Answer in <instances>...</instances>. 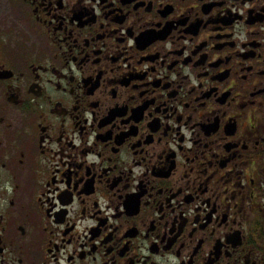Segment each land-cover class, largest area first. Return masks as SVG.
<instances>
[{"label": "flooded vegetation", "instance_id": "af4514ba", "mask_svg": "<svg viewBox=\"0 0 264 264\" xmlns=\"http://www.w3.org/2000/svg\"><path fill=\"white\" fill-rule=\"evenodd\" d=\"M0 264H264V0H0Z\"/></svg>", "mask_w": 264, "mask_h": 264}]
</instances>
